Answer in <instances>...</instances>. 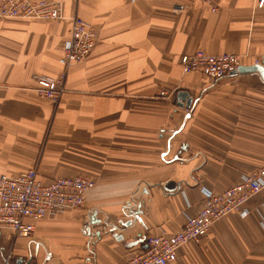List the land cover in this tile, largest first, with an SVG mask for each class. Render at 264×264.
<instances>
[{"label":"crops","instance_id":"obj_1","mask_svg":"<svg viewBox=\"0 0 264 264\" xmlns=\"http://www.w3.org/2000/svg\"><path fill=\"white\" fill-rule=\"evenodd\" d=\"M51 1L61 5L57 19L0 18V176L36 167L44 180L81 175L95 183L84 205L35 221L31 237L0 227V263L12 248L15 264H126L147 235L181 229L204 189L220 192L264 167L261 74L213 79L183 72L180 62L203 50L261 63L264 7ZM75 16L95 30L96 45L68 68L55 105L37 77L62 71ZM179 91L190 92V108L178 103ZM247 207L249 217H224L168 264H264V190Z\"/></svg>","mask_w":264,"mask_h":264},{"label":"built area","instance_id":"obj_2","mask_svg":"<svg viewBox=\"0 0 264 264\" xmlns=\"http://www.w3.org/2000/svg\"><path fill=\"white\" fill-rule=\"evenodd\" d=\"M134 2L136 0H129ZM212 10L215 0H202ZM264 7V0H256ZM177 11L182 6L176 7ZM61 5L51 0H0V18L57 19ZM96 45V32L79 16L72 18L70 36L65 43L61 62L63 72L57 77L40 76V92L55 104L65 93L67 69L90 55ZM185 73L197 72L213 79L233 75L241 66V57L234 53L208 54L203 50L181 56ZM162 96H170L161 91ZM88 177L60 176L44 180L36 167L18 174L0 176V227L10 229L15 237H31L35 221L55 216L84 205L87 191L94 186ZM264 190V167L242 173L240 179L220 192L204 189L203 202L195 213H187L184 225L176 232L162 231L145 237L144 248L128 256L126 264H168L177 259L182 246L207 236L213 225L224 217L238 213L249 217L247 204ZM264 228V223H261ZM13 249L3 256L1 264H14Z\"/></svg>","mask_w":264,"mask_h":264},{"label":"water","instance_id":"obj_3","mask_svg":"<svg viewBox=\"0 0 264 264\" xmlns=\"http://www.w3.org/2000/svg\"><path fill=\"white\" fill-rule=\"evenodd\" d=\"M253 72H258L259 74H261V76L264 78V58L262 60L261 63H255L253 65H241L239 67V69L234 73H253ZM177 99H178V103L181 106H186L187 108H190L192 106L193 103V97L191 96L190 92L188 91H179L177 93ZM141 213L140 211H135V214ZM115 237L117 239H119L120 241L124 240L123 235H116ZM142 240V238L139 237V239H137V241L134 242H127V246H131L133 243L134 244H138L139 241Z\"/></svg>","mask_w":264,"mask_h":264},{"label":"rangeland","instance_id":"obj_4","mask_svg":"<svg viewBox=\"0 0 264 264\" xmlns=\"http://www.w3.org/2000/svg\"><path fill=\"white\" fill-rule=\"evenodd\" d=\"M208 54H211V53H208ZM220 54V53H219ZM63 57V56H62ZM76 62H78V61H76ZM180 62H181V58H180ZM73 63H75V62H73ZM72 63V64H73ZM61 64H62V62H61ZM71 64V65H72ZM70 65V66H71ZM62 66H63V64H62ZM69 66V67H70ZM63 70H64V66H63V69H62V71L59 73V75L63 72ZM183 70V69H182ZM67 71H68V69H67ZM184 72V71H183ZM67 73V72H66ZM40 76H52V75H39L37 78H38V81H39V77ZM58 76V75H57ZM57 76H52V77H57ZM66 78H67V75H66ZM39 83H40V86H39V88L42 86V83L39 81ZM64 86L66 87V89H65V93H66V91H67V85H66V79H65V81H64ZM39 90V92H40V89H38ZM41 93V92H40ZM65 93L62 95V97L60 98V100L55 104L53 101H51L50 99H47L42 93V95L44 96V98H46L47 100H49L51 103H53V104H55V105H58V103L61 101V99L64 97V95H65ZM172 94V93H171ZM5 255V254H4ZM3 255V256H4ZM14 257H15V255H14ZM16 258V257H15ZM3 259V258H2ZM2 263V262H1ZM0 263V264H1ZM14 264H15V261H14Z\"/></svg>","mask_w":264,"mask_h":264}]
</instances>
